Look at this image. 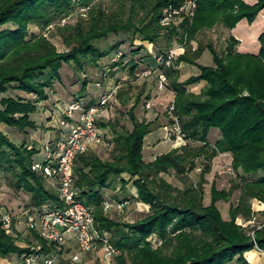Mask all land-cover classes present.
<instances>
[{"label":"trees","instance_id":"1","mask_svg":"<svg viewBox=\"0 0 264 264\" xmlns=\"http://www.w3.org/2000/svg\"><path fill=\"white\" fill-rule=\"evenodd\" d=\"M184 2L113 0L116 10L110 12L96 0H0V96L6 94L0 98V126L19 132L35 131L38 126L31 115L38 112L39 103L48 100L54 83L62 80L64 65L81 73L84 67H97L113 53L117 61H123L121 46L136 44L137 40L135 53L143 50L144 44L154 45L159 41H164L168 48L175 37L187 45L204 30L223 27L230 31L243 19L252 24L264 10V0H257L252 6L242 0H197L191 19L181 16L164 24L166 14L179 9ZM75 7L87 9V22L80 18L75 25H58ZM31 26L43 31L54 26L68 50L59 52L45 35L31 34ZM120 34L126 37L105 50L96 44ZM258 41V55L239 53L238 41L231 36L223 51H216L210 43L207 45L212 66L196 63L204 50L199 46L194 52L186 50L165 70L168 87L174 92V115L184 140L201 146L194 148L186 144L145 163L144 138L156 125L139 122L133 114L135 104L129 111L132 130L115 133L112 160L100 159L92 148L76 156L73 177L77 198L93 208L98 235L108 234L110 243L121 252L113 261L105 259L102 264H246L245 253L255 246L264 251V227L255 233L253 241L235 223L238 215L249 214L247 200L257 198L264 202V33ZM166 52L167 49L159 50L153 60ZM127 63L133 74L138 64L132 60ZM182 63L196 66L200 73L178 82L175 68ZM201 82L204 87L199 94L188 91V87ZM87 85L86 80L80 81L77 101L87 96ZM11 89L35 98L7 96ZM212 129L220 133L214 145L208 142ZM39 153L38 148L26 143L14 144L0 129V174L8 187L28 195L29 209L39 210L46 203L60 207L56 190L48 188L44 177L31 169L32 163L39 161L35 159ZM225 153L231 154L236 172L262 173L258 180L243 179L240 185L233 184L230 191L240 188L242 198L241 204L231 210L228 221L222 218L216 202L231 192L217 191L213 184L210 205L202 204L204 176L211 171L213 159ZM200 158L202 168L196 186L180 191L163 178L170 171L177 176L194 171L195 161ZM123 174L135 178L137 200L149 207V214L134 223L111 218L104 210L103 192L111 189L113 181L121 179ZM1 225L0 221L2 259L13 254L22 259L24 254L51 252V245L33 232L30 233L40 249L18 247L17 238L8 235ZM150 237H155L159 245L153 246Z\"/></svg>","mask_w":264,"mask_h":264},{"label":"rangeland","instance_id":"2","mask_svg":"<svg viewBox=\"0 0 264 264\" xmlns=\"http://www.w3.org/2000/svg\"><path fill=\"white\" fill-rule=\"evenodd\" d=\"M96 1L101 2L103 7L110 12H114L116 10V7L112 3L113 0H96ZM86 12H87L86 8L75 7L73 13L70 16L60 20V22L58 21L59 22L58 25L60 26H64L67 24L75 25L80 20V18L84 19V22L86 23L88 19ZM179 23L180 21H176V24ZM30 32L31 34H35V35H41V34L45 35V37L50 39L51 43L56 47V49L59 52L68 50V48L63 42L62 37L58 35L54 26L49 27L48 30L45 31L41 30L36 26H31ZM178 32L181 33V29H179ZM228 32L229 30H227L226 28L214 27L211 30H204L200 32L197 35L196 39L190 41L189 43H187V45L186 42L184 41L183 43H181V41H179V37H175V39L172 41L171 46L168 48L165 47L164 41H159L154 45L150 44L148 48L149 51L152 50L155 51L156 48H158V50L167 49L168 51L171 48L180 47V49H178L176 52V59L179 56H181L186 50H191L192 52H194L199 46H201L205 50V48L207 49V45L209 43L215 48L216 51H223L224 48L227 46L225 41H228L229 39ZM125 37H126L125 34H120L119 37H110L96 44L99 48L105 50L111 45L115 44V42ZM134 42H136V44H139L138 40ZM136 44L133 43L134 45L133 46L130 43H125L124 45L121 46V51L125 56L123 61L120 60L117 61V58H114L115 54L113 53L109 57L102 59L97 67L94 66L84 67V71L81 73L77 72L74 67L64 65V67L61 69L62 80L60 82L54 83V88L49 93L50 95L52 93L58 94L57 98L60 100L57 101L56 104H60V106L63 107L57 108L58 110H56L57 111L56 115L53 114V112H51L52 113L51 117L50 118L48 117V119L42 117L40 112L38 117L34 115L35 117H37L39 121L41 120L39 122L40 125H37L38 128L40 129L39 131L40 136H42V134L46 133L47 131H53L54 132L53 134L55 135L58 134L59 138L66 135V131L64 129H61L57 120L60 116H63L68 111V107L73 102L77 101V99L75 100L72 99L77 98L76 95L78 94L81 88L80 81L83 80H86L88 82L87 94L89 89L92 90L93 93L95 92L93 95L94 97L92 96L89 98L86 96L84 97L85 99L82 98L84 99V101L82 100L84 105L87 103L90 104L92 101H98L103 94L116 90L113 93L112 98L107 103L105 109L97 117L99 128L106 134L107 137H110L112 139V146L109 148H102V147L92 148L94 153L100 159L112 160V158L114 157L113 149L115 144L114 143L115 133L125 134V133H129L132 130L133 125L129 120V111L131 107L135 104L136 107L133 114L136 116L139 122L140 121L149 122L152 116H155V121H157L159 117H163L166 119L168 126H170L169 124L170 118L166 110L170 102L174 103V92L168 87V82L164 89L159 90L157 88L156 79L151 74H149L153 68H149L147 71H145V67L139 66L137 62L145 60L147 51L144 49L141 50L139 53H135L138 52L136 49H134L137 48ZM130 60L138 64V67L133 74L130 73V69H131L130 63H127ZM206 61L207 59L205 56V59L202 61V63L206 64L207 63ZM120 62L121 64L118 65L117 68L113 67V64L115 63L119 64ZM212 65H208V66H212ZM175 69L177 70V67ZM192 70L195 71V69ZM192 73L193 72H191L187 67H185V70L182 71L181 77L178 76V82L186 81L193 75ZM195 90H198V87ZM16 91L17 90H12V89L9 90L7 96H17ZM59 93L67 95L65 96V99L71 97L72 98L71 100L73 102H70L68 104V102H66L65 100V103L61 104L60 102L64 98H62L59 95ZM5 95L6 94L1 95L0 98ZM146 103H150L152 105L150 109L146 108ZM42 112L44 114V111ZM149 113H151V115L148 116ZM75 116L76 114H74V117ZM46 122H48V128L45 127ZM102 125L105 126L102 127ZM2 128L3 127H1V129ZM11 129H12L11 131H13V136H12L13 140H15L17 145L23 144L26 140V138L24 137V133L19 132V130L14 128ZM31 133L33 134V132ZM170 133L172 134V137L174 136V138L177 139V136H175L172 132ZM214 134L215 133H211L210 135L208 134L210 140L214 138L215 136ZM50 140L51 141L44 142V144L33 141H32L33 143L31 142L30 144L28 143L26 144L38 148L40 151L39 154H41L46 144L53 146L54 144H56L58 139L52 140L50 138ZM177 140L179 142L185 141L180 139ZM187 144H190V146L194 148L202 145L196 142H188ZM35 159H37V157H35ZM40 159L41 156H39L38 160ZM222 159H223L222 162L216 163L214 167H212L213 163L211 162V171L204 176L205 183L203 184L204 194H203L202 204L205 207L210 205L211 187L213 184L215 185L217 191H225L226 193L231 192L226 198L220 199L216 202V207L219 210L222 218L228 221L230 220L231 210L233 208H237L241 204L240 201L242 198V192L240 188L234 191H230L233 184L240 185L241 183L244 182V180H249V181L258 180L259 178L262 177V173L244 175L241 171L236 172L233 169L232 156H231V161L229 157H225ZM195 162L197 167L194 171H191L183 176H177L173 171H170L169 174L165 175L163 178L169 184L173 185L180 191H183L189 187H194L200 181L202 158L197 159ZM229 169L233 170V174L228 171ZM124 176L125 174L122 175V178ZM119 183H120L119 178L114 180L110 192L115 191ZM47 186L48 188L51 187L49 183H47ZM116 195L119 196L120 198H124V190L120 188V190L117 191ZM117 198L118 197H115L114 203L118 201L116 200ZM29 203H30V199L28 195H26L23 192H18L15 189L9 188L7 182L5 181V178L2 176V174H0V218L1 216H11L13 221V225H12L13 233L12 234L7 233V234L17 238L18 241L16 242V245L18 247L25 248L28 246H32V247L34 246L38 248L37 247L38 242L36 241V239L32 236L31 237L28 236L29 237L28 238L26 235L27 230L25 228L26 226L25 212L29 210ZM247 205L249 208V214L247 216L238 215L235 219V223L245 232L247 237H249L251 240L254 241L255 233L264 227V202L260 201L257 198H250L249 200H247ZM125 206L126 204L123 207ZM131 207L134 210L133 212L134 214L132 216H129L130 219H127L126 221L127 223H134L138 220L145 218L149 214L148 213L149 207L144 206L138 200L136 203H133V206ZM109 212L110 211H108L107 214H109ZM114 219L122 220L124 222L123 218L118 217V215ZM104 237L107 238L110 243V236L108 234H104ZM148 240L152 243L153 246L159 245L155 237H150ZM253 250H258V249L255 246ZM73 256H78V260H74ZM114 258L115 257L108 259L105 258V254L102 245L100 243L96 244L92 252L88 254H79L75 246L73 244L71 245L69 244V247L66 249V251L63 253L61 257L60 262L62 261L66 264H102L103 260L107 259L109 261H113ZM60 262L58 264H61ZM0 264H22V259L13 254L5 259H2V257H0ZM231 264H239V263L233 262Z\"/></svg>","mask_w":264,"mask_h":264},{"label":"built area","instance_id":"3","mask_svg":"<svg viewBox=\"0 0 264 264\" xmlns=\"http://www.w3.org/2000/svg\"><path fill=\"white\" fill-rule=\"evenodd\" d=\"M197 0H185L179 8L166 14L163 23L167 24L178 17L191 19L194 16ZM180 49L171 48L165 54L156 57L157 66L149 74L156 79L157 88L162 90L167 84L166 69L173 66L176 60V52ZM116 91V90H115ZM114 90L103 94L93 105L86 107L82 101H75L68 111L57 120L66 135L60 137L56 144H46L43 148L42 159L34 161L31 165L33 172L40 174L54 188L58 194L60 207H54L50 203L44 204L39 210L29 209L25 212V228L28 232L36 233L40 239L51 245L49 254H24L22 264H58L63 253L73 243L79 254L92 252L98 242L102 245L105 258L120 255V250L109 243L105 237H100L94 229L93 208L85 205L77 198L74 187L73 168L77 155L88 152L91 148L112 146V139L98 126V115L105 109L112 98ZM146 103V108H151ZM167 113L172 124L169 131L177 139L184 140L181 133L179 120L174 115V103L170 102ZM74 114L76 116L74 117ZM233 174V170H228ZM123 203L120 207H123ZM109 205L104 203V210ZM1 227L6 233L12 234L13 221L11 216H1ZM40 247L35 248L38 251ZM78 260V256H73Z\"/></svg>","mask_w":264,"mask_h":264},{"label":"crops","instance_id":"4","mask_svg":"<svg viewBox=\"0 0 264 264\" xmlns=\"http://www.w3.org/2000/svg\"><path fill=\"white\" fill-rule=\"evenodd\" d=\"M242 1L248 5H251V6L256 4V2H257V0H242ZM262 33H264V10H262L258 14V16L256 17V19L253 21L252 24H249L246 19H243L240 22H238L236 27L228 32V37L232 36V37H234V39H236L238 41V44L236 46V50L239 53L258 55L260 52V43L258 41V38ZM225 42L227 44V41H225ZM149 46L150 45H148V44H144V49L148 53L146 52V58L144 61L137 62L140 67H145V71H147L149 68H155L157 66L156 61L153 60V56L159 50H158V48H156L155 51H153V50L149 51V48H148ZM205 56L207 59L206 64L202 63V61L205 59ZM212 63H213L212 55H211V53H209L208 49L205 48V50L202 53V56L197 60V64L208 66V65H212ZM185 67H187L191 72H193L192 76H197L200 73L199 69L196 66L182 63L177 67L178 76L181 77L182 71L185 70ZM192 69H195V71H193ZM197 87H198V90H195V89H197ZM203 87H204V83L201 82L199 84L188 87V91L193 92L195 94H199L201 92V90L203 89ZM94 93L92 92V90L89 89L87 97H89V98L92 97L94 95ZM16 95L20 96V98H24V99H34V96L27 95L24 93H20V91H16ZM59 95L62 98H64L61 100V102H60L61 104H64L65 100L69 104L70 102H73L72 100L77 99V98L72 99L71 97H68V99H65V96H67V95L60 94V93H59ZM57 97H58V94L52 93L49 96L47 101L39 103L38 104V112L34 115H36L38 117L39 112H40L42 117L47 118V119H48V117L49 118L51 117V114H52L51 112H53V114L56 115V112H57L56 110H58L57 108L63 107V106L61 107L60 104H56V102L60 100ZM84 99H80V100L84 101ZM94 99H96V98H94ZM94 102H96V101H94ZM88 104L89 103H87V105ZM42 111H44V114ZM34 115H31V119L33 121H35V123L37 125H40L39 122L41 120L39 121L37 119V117H35ZM149 115H151V113H149L148 116ZM149 122H154V124H156V128L144 138L142 155H143V160L145 163H151L158 156L166 154V153H168L174 149L180 148V147H182L188 143L187 141L179 142L176 138H174V136L172 137V134L169 132V126H168L165 118L159 117V119L157 121H155V116H152V118H151V120H149ZM1 127H3V128L1 129ZM45 127L48 128V122H46ZM7 128L8 127H6V125L0 126V129L5 133V135L14 144L17 145L15 140H13V138H12V136H13V131H11L12 129L11 128L7 129ZM36 130H37V132H36ZM36 130L35 131L25 130L23 132L24 137L26 138L24 143L30 144L33 141V142L44 144V142H46V141H51L50 138L52 140L59 139L58 134L57 135L53 134L54 133L53 131H47L46 133L42 134V136H40V134H39L40 129L38 128ZM31 132H33V134ZM211 133H215L214 134L215 136L213 139L210 140L209 135ZM209 135H208V142L211 145H214L215 142L220 138V133L216 129H212L209 132ZM39 156H41V158H42V153L36 156L37 159L39 158ZM225 157H229L230 161H231V154H229V153L219 154L216 158L213 159L212 167H214L216 163L222 162V160H223L222 158H225ZM134 180H135V178H130L128 175L125 174V176L123 178L121 177V179H119L120 183L118 185L116 184L117 187H116L115 191L110 192V189H109V190H105L103 192V196L105 197V203L107 205L111 204L110 208L106 211V212L110 211L109 215L111 216V218L112 217L116 218L118 215V217H122L124 222H126L127 219H130L129 216H132L134 214L133 213L134 210L131 206H133V203L137 202L136 198L138 196L137 189L133 183ZM120 188L122 190H124V198H120L119 196L116 195L117 191L120 190ZM115 197H118L116 199V200H118L117 201L118 203L117 202L114 203ZM123 203H128V204H126L125 207L121 208L120 205ZM143 205L147 206L145 204H143ZM26 235H27V237L28 236L34 237L33 234L28 232V231H26ZM71 244H73V243H70V245ZM244 257L246 260V264H264V251L253 250L251 252L246 253Z\"/></svg>","mask_w":264,"mask_h":264}]
</instances>
